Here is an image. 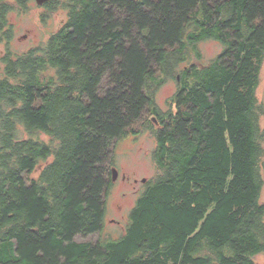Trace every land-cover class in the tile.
Here are the masks:
<instances>
[{
  "label": "trees",
  "instance_id": "obj_1",
  "mask_svg": "<svg viewBox=\"0 0 264 264\" xmlns=\"http://www.w3.org/2000/svg\"><path fill=\"white\" fill-rule=\"evenodd\" d=\"M31 2L0 0V264H264V0H50L64 23L17 53ZM208 38L223 50L161 110ZM144 117L156 175L119 237L78 240L104 230L113 145Z\"/></svg>",
  "mask_w": 264,
  "mask_h": 264
},
{
  "label": "rangeland",
  "instance_id": "obj_2",
  "mask_svg": "<svg viewBox=\"0 0 264 264\" xmlns=\"http://www.w3.org/2000/svg\"><path fill=\"white\" fill-rule=\"evenodd\" d=\"M46 13V14H45ZM66 13L59 10L55 13L43 6H39L36 0H32L29 8L23 12H13L10 21L13 26V38L10 47L17 53L25 52L27 49L42 44L47 38L64 23ZM193 30V28H191ZM188 31H191L188 27ZM223 44L215 39H204L197 43V49L192 45L187 46L181 57L188 63L180 62L173 76L164 75L165 79L156 88L155 100L161 110H168L171 97L177 90L176 75L188 64H206L215 58L222 50ZM5 50V44L0 45V52ZM176 61L175 59L171 62ZM161 74V72H160ZM161 78V77H160ZM257 97L260 104L264 106V66L262 69L260 85L257 89ZM152 117V116H151ZM147 117L139 119L134 128L126 136L119 139L112 148L117 176L106 197L105 227L102 232L90 234L86 237L77 236L78 240L96 243L100 238L119 237L125 230L132 208L136 205L137 198L143 189L144 179H150L157 173L153 160V150L156 143L146 123ZM146 123V124H145ZM136 130V132H134ZM34 137L49 141V136L37 134ZM40 168L27 174V179L37 178ZM264 179V162L262 168ZM261 200L264 201V186ZM256 261L264 263V254L256 257Z\"/></svg>",
  "mask_w": 264,
  "mask_h": 264
},
{
  "label": "water",
  "instance_id": "obj_3",
  "mask_svg": "<svg viewBox=\"0 0 264 264\" xmlns=\"http://www.w3.org/2000/svg\"><path fill=\"white\" fill-rule=\"evenodd\" d=\"M50 0H36V3L39 5V6H43L46 2H48ZM118 172H117V169L114 168L113 169V180L116 179V176H117ZM143 181H146V179H144Z\"/></svg>",
  "mask_w": 264,
  "mask_h": 264
}]
</instances>
